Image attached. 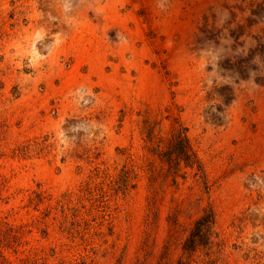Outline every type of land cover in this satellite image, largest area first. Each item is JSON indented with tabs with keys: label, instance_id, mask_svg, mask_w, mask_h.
<instances>
[{
	"label": "rangeland",
	"instance_id": "1",
	"mask_svg": "<svg viewBox=\"0 0 264 264\" xmlns=\"http://www.w3.org/2000/svg\"><path fill=\"white\" fill-rule=\"evenodd\" d=\"M63 1L0 0V264H264V0Z\"/></svg>",
	"mask_w": 264,
	"mask_h": 264
},
{
	"label": "trees",
	"instance_id": "2",
	"mask_svg": "<svg viewBox=\"0 0 264 264\" xmlns=\"http://www.w3.org/2000/svg\"><path fill=\"white\" fill-rule=\"evenodd\" d=\"M212 214L208 213L207 215H203L202 217H200L198 220H196L195 222V230H194V234H192V241H190L191 243H194V236H196L197 234H199L202 229L203 232H207L209 229V224L212 223ZM202 236H200L201 238Z\"/></svg>",
	"mask_w": 264,
	"mask_h": 264
},
{
	"label": "bare ground",
	"instance_id": "3",
	"mask_svg": "<svg viewBox=\"0 0 264 264\" xmlns=\"http://www.w3.org/2000/svg\"><path fill=\"white\" fill-rule=\"evenodd\" d=\"M62 1H63V0H62ZM72 1H73V0H72ZM63 2H64L65 4H67V2H69V0H64ZM64 3H63V4H64ZM69 5H70V4H69ZM69 5H68V7H69ZM63 7H65V6H63ZM66 7H67V5H66ZM32 40H33V39H32ZM31 42H32V41H31ZM30 45H31V44H30Z\"/></svg>",
	"mask_w": 264,
	"mask_h": 264
}]
</instances>
